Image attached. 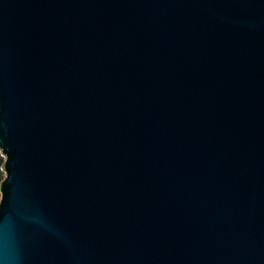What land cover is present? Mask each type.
I'll return each mask as SVG.
<instances>
[{
	"label": "water",
	"instance_id": "water-1",
	"mask_svg": "<svg viewBox=\"0 0 264 264\" xmlns=\"http://www.w3.org/2000/svg\"><path fill=\"white\" fill-rule=\"evenodd\" d=\"M0 264H264V0H0Z\"/></svg>",
	"mask_w": 264,
	"mask_h": 264
},
{
	"label": "trees",
	"instance_id": "trees-1",
	"mask_svg": "<svg viewBox=\"0 0 264 264\" xmlns=\"http://www.w3.org/2000/svg\"><path fill=\"white\" fill-rule=\"evenodd\" d=\"M4 159L0 154V182L2 181V179L4 178V173L2 171V165H3Z\"/></svg>",
	"mask_w": 264,
	"mask_h": 264
}]
</instances>
